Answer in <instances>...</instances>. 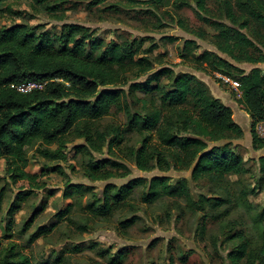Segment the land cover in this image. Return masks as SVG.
Masks as SVG:
<instances>
[{
  "label": "trees",
  "instance_id": "1",
  "mask_svg": "<svg viewBox=\"0 0 264 264\" xmlns=\"http://www.w3.org/2000/svg\"><path fill=\"white\" fill-rule=\"evenodd\" d=\"M108 1L92 0L88 7L109 3L113 13H119L120 8L137 7L144 19L154 18L155 29L164 25L159 10L191 8L201 25L212 28L213 44L221 54L238 64L264 63V0H213L215 8L210 7V0ZM23 2L28 3L31 12L15 8ZM59 3L62 0H0V19L8 18L12 23L0 25V161H4L5 174L18 191L7 211L4 236L0 237V264H31L24 246L3 240L11 237L8 233L20 203L43 187L44 172L27 171L31 158L28 152L36 143L40 144L36 149L39 155L57 158L67 136L73 133L85 142L77 146L78 151L92 156V152L102 154L117 149L129 133H135L143 137L141 143L125 149L127 158L141 172L191 171L193 181L207 179L218 184L228 175L246 172L243 156L235 145H216L223 139L243 135L232 118L231 108L213 97L196 76L175 73L163 64L160 54L151 56L154 50L174 43L176 37L154 40L120 36L118 42H105L79 24L64 23L55 30L16 23L32 19L35 13L62 20L64 8H59ZM163 13L186 33L199 39L207 37L202 26L193 28L178 14L167 10ZM195 46V41L185 40L182 57L191 54L206 73L220 72L239 82L241 96L235 102L250 118L252 144L257 150L264 143L255 134L256 125L264 121V69L253 68L245 74L242 68L216 53L204 51L194 56L191 50ZM30 81L45 85L27 93L17 90V86ZM120 114L125 123L119 120ZM105 118H110L109 124L100 127ZM53 144L57 145L55 151L49 149ZM258 163L259 172L264 175V156ZM120 165L90 159L86 176L92 181L126 176L117 174L115 168ZM79 187L69 185L72 189ZM137 189H142L140 199L144 204L183 198L190 207L204 211L203 218L212 217L228 202L204 196L194 200L188 179L171 181L166 176H153L149 180L134 178L120 186L107 184L88 207L93 214L106 216L127 203ZM46 206L43 202L40 209ZM66 213L67 210L59 218ZM35 217L36 214L29 224ZM259 218L264 221V208ZM134 223L135 218H131L120 225L127 229ZM47 232L38 228L28 242ZM262 239V245L255 249L241 232L229 233L227 241L239 240L228 250L230 264H264V233ZM116 257L113 264H120L122 255L118 253Z\"/></svg>",
  "mask_w": 264,
  "mask_h": 264
},
{
  "label": "rangeland",
  "instance_id": "2",
  "mask_svg": "<svg viewBox=\"0 0 264 264\" xmlns=\"http://www.w3.org/2000/svg\"><path fill=\"white\" fill-rule=\"evenodd\" d=\"M59 1L61 0H56ZM91 1L62 0V3H59V8H64L61 11V14H64L62 20L45 13H35L32 19L17 20L16 23L41 25L46 29L55 30H59L64 23L79 24L91 29L94 36L105 42H118L120 36L128 39L149 37L154 40L162 36L176 37L174 43L154 50L151 56L160 54L163 64L175 73L196 76L206 84L213 97L231 108L232 118L243 128V135L239 138L223 139L216 145L227 142L235 145L243 156L246 172L228 175L219 184L207 179L193 181L191 171L170 169L162 172L154 169L141 172L127 158L125 149L139 145L143 138L141 135L129 133L117 149L112 148L102 154L92 152L91 156L85 151H78L77 146L84 145L85 142L70 133L60 157L47 159L39 155L36 151L40 147L38 143L30 148L28 156L31 158L27 171L35 174L43 171V187L20 203L14 214L12 229L7 232L11 237L3 241L24 246V252L31 264H113V257L118 253L122 255L120 264H230L227 258L228 250L239 240L229 242L226 236L234 232L244 234L250 240L251 247L258 249L262 245L264 233V221L259 218L264 208V175L259 172L258 163V159L264 156V143L261 142L257 150L253 148L249 117L239 112L235 102L241 96V86L234 90L224 83L222 73H206L201 70L200 63L191 54L182 57L183 42L193 40L196 43L195 48L191 50L194 56L210 51L234 63L214 46L212 28L201 25L191 8L174 10L169 7L159 10L158 14L164 25L155 29L152 25L154 18L144 19L145 15L143 16L137 7L127 10L120 8L119 13H113L109 9V3L100 7H88ZM209 5L215 8L213 0H210ZM15 8L31 12L27 2ZM165 10L183 17L193 28L202 26L208 34L207 37L199 39L181 30L164 15ZM11 24L8 18L0 19V25ZM148 42L144 47H147ZM234 64L242 68L245 74L253 68L264 69V63ZM136 93L138 97L142 96L140 92ZM119 120L125 123L122 114L119 115ZM109 122L110 118H105L99 126L105 127ZM260 124L262 123L256 125L255 134L264 141V129ZM49 149L55 151L57 145L53 144ZM90 159L110 160L121 164L115 168L117 174L126 173V176L92 181L86 176V164ZM153 176H166L171 181L188 179L189 192L194 200L204 196L224 198L228 202L218 208L212 217L204 219L205 212L190 207L183 198H167L153 204H144L140 199L142 189H137L127 203L111 214L102 216L90 211L88 205L93 203L96 195H101L107 184L120 186L134 178L149 180ZM73 184L80 187L69 188V185ZM17 193L5 174L4 161L1 160L0 237L4 236L7 211L10 204L16 200ZM43 202L47 206L41 210ZM66 210L65 216L59 218ZM35 214L36 217L29 224ZM131 218H135V223L123 229L120 223ZM40 227L48 232L29 243L30 235Z\"/></svg>",
  "mask_w": 264,
  "mask_h": 264
},
{
  "label": "built area",
  "instance_id": "3",
  "mask_svg": "<svg viewBox=\"0 0 264 264\" xmlns=\"http://www.w3.org/2000/svg\"><path fill=\"white\" fill-rule=\"evenodd\" d=\"M222 80L224 81L225 84L230 85L234 90H237L240 87V84L238 81L228 77V76H223ZM45 83L44 82H39V81H30L27 83H23L19 86H17V90L22 93H27L31 92L32 90H41L44 87ZM260 127L264 129V121L260 122ZM259 125V123H258Z\"/></svg>",
  "mask_w": 264,
  "mask_h": 264
},
{
  "label": "crops",
  "instance_id": "4",
  "mask_svg": "<svg viewBox=\"0 0 264 264\" xmlns=\"http://www.w3.org/2000/svg\"><path fill=\"white\" fill-rule=\"evenodd\" d=\"M227 106V105H226ZM238 108V107H237ZM239 110V109H238ZM239 112H241V113H245V115H247L248 116V114L246 113V112H244V111H241V110H239ZM249 117V116H248ZM249 120V122H250V118L248 119ZM241 127V126H240ZM242 128V127H241ZM242 130H243V128H242Z\"/></svg>",
  "mask_w": 264,
  "mask_h": 264
}]
</instances>
